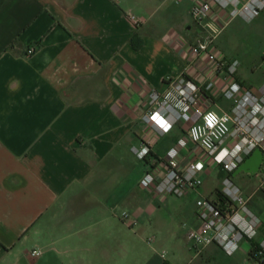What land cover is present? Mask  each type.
Segmentation results:
<instances>
[{
	"label": "crops",
	"instance_id": "crops-1",
	"mask_svg": "<svg viewBox=\"0 0 264 264\" xmlns=\"http://www.w3.org/2000/svg\"><path fill=\"white\" fill-rule=\"evenodd\" d=\"M192 4L0 0V264L165 263L162 255L144 250L142 236L149 228L145 219L171 196L125 183L133 175L132 148L147 137L143 117L149 93L164 91L167 80L185 74L212 110L232 107L223 96L226 72L210 75L207 64L192 54L196 39L215 26L214 18L196 23ZM135 35L141 38L138 48L131 43ZM211 81L214 87L208 90ZM165 135L143 162V174L154 167L164 172L168 152L182 139L187 141L183 165L205 155L182 124ZM242 173L255 175L240 172L232 178ZM121 204L132 208L136 227L119 217ZM257 211L259 242L264 205ZM193 219L197 228L196 207ZM37 249L42 255L36 258ZM251 250L250 244L241 260L210 245L184 264H264ZM176 260L175 254L169 264Z\"/></svg>",
	"mask_w": 264,
	"mask_h": 264
},
{
	"label": "built area",
	"instance_id": "built-area-1",
	"mask_svg": "<svg viewBox=\"0 0 264 264\" xmlns=\"http://www.w3.org/2000/svg\"><path fill=\"white\" fill-rule=\"evenodd\" d=\"M176 3L182 0H174ZM191 16L202 25L214 18L213 31L200 36L192 45L194 59L207 64L210 75L224 71L227 81L223 96L232 102L229 111L219 113L212 110L200 96V88L189 76L183 74L167 80L164 91L152 90L148 98V110L143 117L147 125V137L139 147L132 150L138 159L145 161L151 154L156 140L172 130L176 124H182L189 139L205 153L202 157L183 165L180 160L182 149L187 141L182 139L168 152L166 169L151 168L140 179V187L148 193L160 197L182 198L203 185L200 174L220 168L223 179L220 191L228 200L222 207L213 199L202 198L196 203L197 228H190L187 239L195 250L216 245L227 255L233 256L241 250V243L252 244L258 236L260 218L249 208V199L243 195L242 188L235 183L232 174L255 151L264 153V87L260 93L245 87L237 79L240 62L228 59L216 46L220 33L234 20L240 18L246 22L255 20L264 12V0H192ZM130 20L138 25L141 19L129 14ZM30 49L28 54H33ZM264 63V57H263ZM214 83L207 84L212 90ZM153 116L157 119L154 120ZM159 120L167 125L161 127ZM260 171V188L264 190V163ZM122 220L131 228L139 220L128 211L121 214ZM188 228V225H184ZM154 238L149 240L151 244ZM256 252L260 260L264 259V239L258 242ZM42 251L32 252L40 257ZM166 257V253L162 254Z\"/></svg>",
	"mask_w": 264,
	"mask_h": 264
},
{
	"label": "rangeland",
	"instance_id": "rangeland-1",
	"mask_svg": "<svg viewBox=\"0 0 264 264\" xmlns=\"http://www.w3.org/2000/svg\"><path fill=\"white\" fill-rule=\"evenodd\" d=\"M216 45L228 59L240 62L237 76L245 81L246 86L252 87L255 93H260L264 86V12L251 22H246L240 18L234 20L217 37ZM165 136L167 135L162 136L161 139ZM171 136L172 134H169L164 138L163 144L171 139ZM130 156L128 166L133 175L129 180H125V183L127 186L129 182L134 181L137 190H139L144 161L138 159L136 155ZM200 178L203 180L202 194L193 195L189 193L182 198L171 196L152 217L145 219L149 228L142 236V247L146 251H151L155 257L166 253L165 259H162L164 264L171 263L170 261L175 254L177 255L175 264H184L196 254L194 245L188 241L186 236L188 229L194 225V208L199 198L213 199L214 192L221 186L223 175L220 168H215L209 173L207 171L202 172ZM234 181L242 188L246 198L254 193L249 208L261 219L257 211L258 204L261 207L264 205V192L260 189V175L242 173L235 177ZM130 209L132 208L129 205L121 204L118 209L119 217L121 218L124 211L130 213ZM185 224L188 225V228H184ZM151 238H154V241L150 244ZM255 241L258 242V237L255 238ZM249 249L250 242L243 241L241 250L232 258H241L242 260L249 253ZM13 261L15 260L13 259Z\"/></svg>",
	"mask_w": 264,
	"mask_h": 264
},
{
	"label": "water",
	"instance_id": "water-1",
	"mask_svg": "<svg viewBox=\"0 0 264 264\" xmlns=\"http://www.w3.org/2000/svg\"><path fill=\"white\" fill-rule=\"evenodd\" d=\"M264 163V156L261 150H255L252 155L242 163L234 174L246 172L249 174H257Z\"/></svg>",
	"mask_w": 264,
	"mask_h": 264
},
{
	"label": "trees",
	"instance_id": "trees-1",
	"mask_svg": "<svg viewBox=\"0 0 264 264\" xmlns=\"http://www.w3.org/2000/svg\"><path fill=\"white\" fill-rule=\"evenodd\" d=\"M140 40L141 41V38H139L138 35H135L132 39H131V43L136 47L138 48L139 45H136V41ZM152 154V152H151ZM150 154V155H151ZM147 160V159H146ZM145 160V161H146ZM223 175V174H222ZM213 200L216 202V203H219L222 207L226 206L228 204V200L223 196V194L221 193L220 189L218 188L215 192H214V197H213ZM257 249H258V245L256 244H252V250H251V253L252 252H257Z\"/></svg>",
	"mask_w": 264,
	"mask_h": 264
},
{
	"label": "snow or ice",
	"instance_id": "snow-or-ice-1",
	"mask_svg": "<svg viewBox=\"0 0 264 264\" xmlns=\"http://www.w3.org/2000/svg\"><path fill=\"white\" fill-rule=\"evenodd\" d=\"M153 119L156 120L157 117L154 116ZM158 122L160 123L161 127H164L165 130H167V125H166V123L163 120H159Z\"/></svg>",
	"mask_w": 264,
	"mask_h": 264
},
{
	"label": "clouds",
	"instance_id": "clouds-1",
	"mask_svg": "<svg viewBox=\"0 0 264 264\" xmlns=\"http://www.w3.org/2000/svg\"><path fill=\"white\" fill-rule=\"evenodd\" d=\"M154 117V116H153Z\"/></svg>",
	"mask_w": 264,
	"mask_h": 264
}]
</instances>
